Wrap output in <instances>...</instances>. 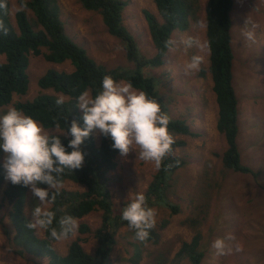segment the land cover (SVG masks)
Here are the masks:
<instances>
[{"label": "rangeland", "instance_id": "1", "mask_svg": "<svg viewBox=\"0 0 264 264\" xmlns=\"http://www.w3.org/2000/svg\"><path fill=\"white\" fill-rule=\"evenodd\" d=\"M122 16L123 23L134 36L140 51L146 56L155 52L142 9H147L161 21L158 9L153 0H125ZM202 4L206 0H200ZM59 16L64 23L66 34L82 46L87 54L97 63L110 69L122 66L126 70L133 68L127 61L125 50L120 41L109 34L102 16L97 11L83 8L79 0H57ZM20 7L18 0H10V17L14 23L15 11ZM33 22L35 16L27 10ZM232 25L230 28L231 47L233 51L232 83L237 94L238 126L237 145L243 164L259 172L257 180L251 175L226 169L215 153H221L226 147L225 138L216 128L217 100L213 91L209 73L201 75L200 70L185 74L183 64L193 55H204L201 67L208 66V48L201 53L196 48L185 49L179 44L181 38L192 35L207 44L203 11L200 21L204 27L194 29L192 24L186 29H175L171 38L179 44L174 51H167L163 64L158 67L144 66L141 72L154 78L155 87L166 106L171 119H184L190 122V129L196 136L172 134L177 140L184 141L176 146L173 154L184 159V164L171 173L165 197L173 204L179 205V211L172 213L162 205H153L156 224L154 229L159 233L157 241L140 242L134 238V230L125 224L117 229L115 244L109 254L110 264H190L187 256L175 258L182 242H189L194 235H199L198 249L203 252L199 264H264V0H234L230 11ZM251 17L259 27L256 29V43L249 46L241 36L245 19ZM41 48L38 55L29 54L27 68L28 89L24 95L13 94L12 101L0 107V115L13 103L19 100H30L38 93L56 94L53 90H43L37 80L48 68L71 71L72 64L47 61ZM4 56L0 55V61ZM205 68V69H206ZM127 82L120 80L118 82ZM134 88V87H133ZM137 91H140L134 88ZM90 94V93H89ZM197 120L192 122L195 117ZM205 124V126H203ZM46 133H61L58 128L43 127ZM95 141L99 143L100 134L94 131ZM4 153H0L3 163ZM116 165L108 172L111 176L109 190L116 211L121 213L132 196L137 192L145 195L147 186L156 172L154 162L143 161L138 152L132 151L127 157L116 155ZM6 182L1 186L0 194ZM63 188L83 190L81 184L65 180ZM39 202L30 189L24 198V214L31 219V211ZM47 208L50 204L46 205ZM13 204L4 202L0 209V264H48V257H36L32 253H19L23 247L17 242L15 225L9 212ZM99 209L90 211L76 219L86 223L90 231L80 233L65 241H54L53 248L59 254H65L71 241L80 238V243L89 254L95 255L98 238L94 230L101 224ZM165 226L160 229V225ZM5 228L8 230L6 231ZM35 230V229H34ZM231 234L229 241L233 249L237 245L241 251L230 255L218 256L211 247L217 238ZM39 238L43 230H35Z\"/></svg>", "mask_w": 264, "mask_h": 264}, {"label": "trees", "instance_id": "2", "mask_svg": "<svg viewBox=\"0 0 264 264\" xmlns=\"http://www.w3.org/2000/svg\"><path fill=\"white\" fill-rule=\"evenodd\" d=\"M79 1L83 8L101 14L108 33L120 41L126 59L133 68L126 70L122 66H115L108 69L90 57L82 46L66 34L64 23L59 16L57 0H23L26 6L22 9V0H18L20 7L15 11L14 23L10 17V2L7 0L6 9H0V21H3L8 29L7 35L0 32V55L4 56V60L0 61V107L8 105L12 101L13 94L22 96L26 93L29 54L38 55L41 53V48H45L43 56L47 61L60 63L68 60L73 69L65 71L48 68L39 76L37 83L41 89H51L67 98L62 105H57L56 100L59 96L40 92L30 100L13 103L15 108L33 117L43 127L64 131L72 120H76L83 127V113L77 105V98L84 91L95 96L102 90V79L105 75L112 76L117 82L120 80L131 82L134 88L144 91L149 98L157 100L165 112L164 97L158 93L154 78L145 76L141 68L162 65L163 56L168 51L164 42L171 38L175 29L183 30L192 24L195 25L200 21V11H203L209 56L207 68L201 67L200 73L203 76L209 73L212 79L211 87L216 94L218 106L216 128L226 141L224 151L215 155L220 158L224 168L251 175L257 180L259 172L241 162L236 141L239 131L238 99L232 83L233 51L230 35L232 25L230 11L234 0H206L203 4L200 0H153L161 21L149 10L142 9L155 49L152 56H146L140 51L134 36L123 23L122 12L127 5L125 0ZM27 10L35 16L33 22L28 18ZM168 130L172 134L197 135L191 131L184 119L170 118ZM51 134L60 136L66 151L72 150L67 147L70 136L62 133ZM183 143L184 141L175 139L173 150ZM112 144V139L102 134L99 143H96L94 132L86 138L81 145L85 153L83 166L74 169L73 172L66 169L61 176L63 182L68 180L85 188L83 190L62 188L48 208L56 213L57 221L64 214L78 219L92 210H101V224L93 232L99 243L95 255L84 251L80 238L71 241L67 252L63 255L53 248L52 243L55 240L50 238L48 231L43 230L44 236L37 237L35 230L26 226L30 219L23 211V201L29 188L13 185L6 180L3 163L0 162V189L4 181L6 182L0 194V209L4 202L13 204L9 215L15 225L17 242L23 247L21 250L14 249L15 251L22 254L29 252L36 257L47 256L48 264H110L109 254L115 244L116 231L121 224L128 226L127 221L121 219V213L116 211L109 190L111 176L108 172L115 168V158L119 153L112 148ZM1 151L2 149L0 153ZM183 164L184 159L172 152L164 158L160 167L156 168L145 192L149 207L156 204L168 207L172 213L179 211V205L171 203L165 197V192L171 173ZM41 187L47 186L41 185ZM78 225L80 233L90 231L86 223L80 222ZM53 226L58 227L56 221L53 222ZM164 226L165 224L160 225V229ZM158 237L159 233L153 228L147 241H157ZM198 240L199 235L196 234L191 241L182 242L174 257L184 255L188 257L190 264H199L203 252L198 249ZM160 259L155 261V264H162Z\"/></svg>", "mask_w": 264, "mask_h": 264}, {"label": "clouds", "instance_id": "3", "mask_svg": "<svg viewBox=\"0 0 264 264\" xmlns=\"http://www.w3.org/2000/svg\"><path fill=\"white\" fill-rule=\"evenodd\" d=\"M10 2V0H9ZM26 3H21V9ZM7 0H0V9H6ZM194 29L203 28L202 22L193 25ZM259 27L251 17L245 19L241 36L249 46L256 43V29ZM0 32L7 35L8 29L0 21ZM169 51H174L179 44L185 49L196 48L203 53L209 46L198 36L181 38L179 44L169 38L164 42ZM204 55L193 54L184 64L185 74L198 72L204 63ZM64 98L58 97L57 105H62ZM77 105L82 110L83 127L76 120L61 132L70 136L66 151L59 135L46 133L43 126L33 117L11 107L0 115V149L3 150V168L5 179L13 185L30 189L38 204L31 211L32 218L27 223L29 229L48 231L55 241H65L74 237L78 231V222L71 215L59 217L46 205L56 199L63 188L61 176L68 169L73 172L83 166L85 153L81 148L84 140L94 131L113 141L112 148L118 150L121 157H127L132 151L138 152L143 161L154 162L160 167L164 158L173 152L175 138L168 130L170 117L161 104L151 99L144 91H137L131 82H117L112 76L102 79V90L95 96L88 91L77 98ZM59 127V125H57ZM46 185L47 187H41ZM156 211L147 204L142 192L135 193L129 203L121 209V219L127 221L134 230V238L145 242L156 224ZM56 221L58 227L53 226ZM234 237L229 234L215 239L211 247L218 256L230 255L241 251L239 245L233 249L229 241Z\"/></svg>", "mask_w": 264, "mask_h": 264}, {"label": "crops", "instance_id": "4", "mask_svg": "<svg viewBox=\"0 0 264 264\" xmlns=\"http://www.w3.org/2000/svg\"><path fill=\"white\" fill-rule=\"evenodd\" d=\"M236 92V91H235ZM237 95V94H236ZM195 117V116H194ZM197 120V117H195L194 118V120L192 121V122H194V121H196ZM187 124L189 125V127H190V122L189 121H187ZM203 126H205V124H203Z\"/></svg>", "mask_w": 264, "mask_h": 264}]
</instances>
